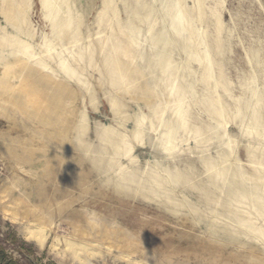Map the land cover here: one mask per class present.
Returning <instances> with one entry per match:
<instances>
[{"label":"rangeland","instance_id":"obj_1","mask_svg":"<svg viewBox=\"0 0 264 264\" xmlns=\"http://www.w3.org/2000/svg\"><path fill=\"white\" fill-rule=\"evenodd\" d=\"M0 264H264V0H0Z\"/></svg>","mask_w":264,"mask_h":264},{"label":"bare ground","instance_id":"obj_2","mask_svg":"<svg viewBox=\"0 0 264 264\" xmlns=\"http://www.w3.org/2000/svg\"><path fill=\"white\" fill-rule=\"evenodd\" d=\"M28 232V231H27ZM30 232H31V230H30ZM34 232V231H33ZM33 234V233H32ZM32 238H34L33 236H32ZM37 240H40L41 242H43L44 241V239L45 238H42V237H40V236H37V237H35ZM80 260H82V261H84L85 260V257H80Z\"/></svg>","mask_w":264,"mask_h":264},{"label":"clouds","instance_id":"obj_3","mask_svg":"<svg viewBox=\"0 0 264 264\" xmlns=\"http://www.w3.org/2000/svg\"><path fill=\"white\" fill-rule=\"evenodd\" d=\"M153 259H155V257H153Z\"/></svg>","mask_w":264,"mask_h":264}]
</instances>
